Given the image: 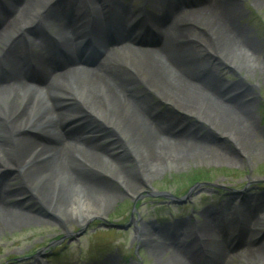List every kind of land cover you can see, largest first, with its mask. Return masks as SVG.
<instances>
[{"label": "bare ground", "instance_id": "6f19581e", "mask_svg": "<svg viewBox=\"0 0 264 264\" xmlns=\"http://www.w3.org/2000/svg\"><path fill=\"white\" fill-rule=\"evenodd\" d=\"M175 1L162 9L164 19L155 15L149 25L145 17L135 19L133 11L120 12L100 0H26L21 5L0 0V216L7 223L43 220L31 212L26 193L38 199L45 216L66 224L72 221L69 213L82 222L105 214L121 188L131 191L137 183L126 171L124 155L130 153L148 177L180 159L174 147L189 148L186 132L163 105L195 112L192 104L207 93L218 98L226 125L244 127L231 139L241 149L246 146V156L264 153V141L257 143L262 135L253 123L244 124L250 116L241 111L247 110L249 97L226 84L216 68L203 84L193 79L195 71L208 67L196 58L201 52L229 65L238 57L227 53L224 43L250 45L245 30L234 24L239 0H200L195 9ZM54 15L61 16L58 38L51 34ZM207 18L219 25L205 24ZM144 27L152 33L145 34ZM212 29L223 36H212ZM28 49L35 61L29 60ZM169 144L171 153L165 156ZM120 148L125 149L120 153ZM13 170L22 177L23 189L4 179ZM234 210L246 228L237 230L230 222L228 230L226 212L222 220L210 213L194 227L198 237L191 243L186 229L174 231L170 257L177 264H232L226 252L234 248L242 259H264V203L252 212ZM147 235L143 226L139 236ZM255 235L262 237L253 240Z\"/></svg>", "mask_w": 264, "mask_h": 264}, {"label": "rangeland", "instance_id": "374dc122", "mask_svg": "<svg viewBox=\"0 0 264 264\" xmlns=\"http://www.w3.org/2000/svg\"><path fill=\"white\" fill-rule=\"evenodd\" d=\"M11 1L15 5H21L26 0ZM100 2L107 7H116L120 12L133 11L134 14L145 17V24L150 25L149 20L155 15L156 19L162 20V9H165L171 0H164L157 3V6L150 5L148 0ZM176 2L184 9L199 8L203 4L200 0ZM234 6L240 12L235 16L234 24L245 30L244 40H248L250 45L245 48L233 45V42L224 43L226 52L234 51L233 58L238 57L234 60L230 58L232 62L229 65L213 57L211 52H201L197 58H203L208 67L201 72L195 71L193 79L203 84L208 74L216 68V73L226 84L234 85L246 95V99L249 97L247 101L251 103L247 110L242 109L241 112L250 116L244 119V124L249 126L253 123L262 135L261 140H257L260 144L264 141V0H239ZM118 11L110 10L116 14ZM57 19H61V16L52 17L54 24L51 34L55 37L59 32ZM205 20V24L219 25L211 18ZM143 30L147 35L152 33L146 27ZM31 31L32 34L37 33L36 28ZM208 33L212 36H223L215 29L209 30ZM32 52L31 49L27 50L31 62L36 60L32 58ZM207 97L192 104L195 112L177 111L163 105V108L177 118V123H180L181 129L186 132L185 135L190 141L185 146L189 145V148L174 147L179 148L177 152H180V159L168 162L164 169L156 168L148 177L143 176L136 168L127 151L128 155L123 156L128 161L126 171L131 178L137 179V183L131 191L121 188L118 197L105 210V214L82 222L69 213L72 221L66 224L61 219L45 216L38 199L26 193V203L33 209L31 212H35L43 220L38 222L31 217L23 224L14 226L0 216V264H177L173 257H170L172 249L169 247L177 228L187 230L189 238L186 241L191 243L198 237L194 227L210 216V213L222 220L221 212H226L223 220L228 230L231 228L230 222L234 223L237 230L246 228L242 219L233 215L234 207L240 206L252 212V209L264 203V153L246 156L243 151L246 146L242 150L231 139V134L240 136L238 133L243 132L244 129L241 128L244 127H238L234 123V126L226 125V117L221 114L223 109L215 103L218 98L209 96L208 93ZM120 139L117 138L118 141ZM170 145L172 144L166 146L165 156H170ZM123 149L120 148L118 152L121 153ZM192 173H198L200 176L210 175L211 183L202 184L187 192L188 189L184 187L193 184L192 178L189 177ZM4 179H9L15 187L24 186L22 177L15 170L7 172ZM175 197L186 198L181 201ZM109 222L131 224L128 230L118 231L106 229L105 225ZM261 224L264 227V222ZM143 226L148 230L147 238L139 236ZM83 229H86L83 235L78 236ZM261 237L255 235L253 240H259ZM226 253L229 255V261L234 258L232 264H264L263 258L247 260L234 255L238 254L234 248ZM27 256L30 257L28 260L15 261L16 263L10 261L12 258Z\"/></svg>", "mask_w": 264, "mask_h": 264}, {"label": "trees", "instance_id": "16d2710c", "mask_svg": "<svg viewBox=\"0 0 264 264\" xmlns=\"http://www.w3.org/2000/svg\"><path fill=\"white\" fill-rule=\"evenodd\" d=\"M209 177H210V175H201L200 176V174H198V173H192L190 175V178H192L193 184L197 183V182L210 180Z\"/></svg>", "mask_w": 264, "mask_h": 264}, {"label": "water", "instance_id": "95a60500", "mask_svg": "<svg viewBox=\"0 0 264 264\" xmlns=\"http://www.w3.org/2000/svg\"><path fill=\"white\" fill-rule=\"evenodd\" d=\"M107 226L108 227H113V228H118V229H127L130 226V223L129 224H125V225H123V224L108 223Z\"/></svg>", "mask_w": 264, "mask_h": 264}]
</instances>
